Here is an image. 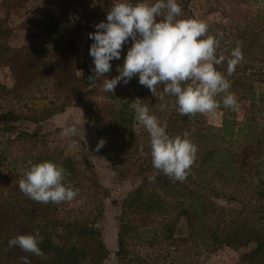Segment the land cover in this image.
<instances>
[{
    "label": "trees",
    "instance_id": "16d2710c",
    "mask_svg": "<svg viewBox=\"0 0 264 264\" xmlns=\"http://www.w3.org/2000/svg\"><path fill=\"white\" fill-rule=\"evenodd\" d=\"M41 1L47 4L49 10L36 20H28L26 27L32 31L26 47L10 46L6 40L10 30L0 25V64L7 66L13 73V96L23 98L36 81L49 80L59 98L26 111L10 115L0 113V150L6 154L17 150L16 162L26 171L32 164L42 161H53L63 166L70 173L65 183L80 190L76 200L91 192L95 197L94 206L86 214L80 212L74 217L65 218L58 214L63 202L41 204L28 198L27 211L30 216L24 219L18 211L8 210L0 201V238L4 236L0 245L7 255L16 253L21 257L27 256L30 264H33L40 257L25 253L18 247L8 248V241L17 235L39 230L43 237L40 247L45 253L44 257H49L52 264H103L109 253L98 227L102 202L96 197L106 191L98 184L95 173L81 168V163L90 164L89 160L84 155L83 162L76 161L58 149L49 148L45 142L47 133L37 134L20 129L14 135H9L18 121L38 124L71 106L83 108L87 119H91L87 112L92 113L91 97L99 79L88 80L89 76L94 75L93 58L89 51L81 54L70 30L69 10L71 5L79 4L80 0ZM250 1L260 5L257 17L264 23V0ZM131 2L137 3L139 0ZM177 2L183 9L182 18H195L188 6L189 0ZM126 53L127 50L123 52L125 56ZM123 62L118 67H122ZM226 69L223 65L218 66V70L225 75ZM242 69L243 76L236 77L238 71L235 70L228 77L231 81L230 91L235 89L243 97L240 99L253 103V90L243 91L239 88L245 84L246 78H251V75H246V68ZM257 75L260 82L264 83V68ZM138 79L137 75L127 84L132 87L134 94L122 88L120 102H109L106 117L120 119L118 123L132 127V122L136 121L129 103L137 99L145 100L146 95L152 96L147 87L139 84ZM193 117L174 111L168 119L169 131H175L178 121L187 124ZM208 129L210 137L218 144V148L213 150L214 154H208L209 160L216 164L214 169L218 175L242 180L240 170L243 164L239 165V159L243 161L244 153L251 152L252 155L247 157L255 172L250 185L253 193H262L259 188L264 183V169L260 168L264 167V126L253 118L239 122L224 114L220 128ZM150 175H156L155 183L149 182ZM187 179H190L189 176ZM191 182L194 185L185 181L172 182L162 173L156 174L154 169L148 172L122 202L116 256L126 257L129 238L134 242L143 240L149 246L166 243L187 245L192 241H200L208 251L223 249L234 253L237 264H264V212L245 213L241 210L236 215L231 212V208H221L216 204L221 193L215 189L208 190L207 178ZM231 213L235 216H231ZM181 221L185 224L184 234L179 227Z\"/></svg>",
    "mask_w": 264,
    "mask_h": 264
},
{
    "label": "rangeland",
    "instance_id": "374dc122",
    "mask_svg": "<svg viewBox=\"0 0 264 264\" xmlns=\"http://www.w3.org/2000/svg\"><path fill=\"white\" fill-rule=\"evenodd\" d=\"M114 2L115 0H80L79 4L71 5L70 30L75 37L74 43L82 55L89 51L93 43L88 38V34L96 31L95 24L101 21L106 22V14ZM188 6L195 18L207 23L209 34L224 33L220 41L219 53L229 56L237 42H240L244 59L236 67L238 73L235 76L244 75L243 67L246 68V75H251V78H246L245 84L239 88L243 91H248L250 88L253 90V103L240 99L243 97H240L234 89L231 92L235 93L238 98L239 111L234 112L224 108L221 104L215 115L197 114L187 124L178 121L175 131L171 132L167 123L173 112L177 111L174 97L166 96L161 101L158 97L146 95L145 100L137 99L134 102L147 104L150 114L156 115L161 124L166 125L169 135H182L187 131L190 139L197 145V159L192 166L190 179L185 180L186 183L194 185L191 180L207 178L208 190L215 189L221 193L218 200H214L216 204L221 208H231V212L233 211L236 215L241 210L245 213L264 212V183L259 188L262 192L259 195L253 193L250 185L255 172L248 161V157L252 155L251 152L244 153L243 161L239 159V165L243 164L240 170L242 180L221 177L214 169L216 164L211 162L208 156L210 152L214 154L213 150L218 148V144L207 132L210 127L217 129L222 126L224 114L236 118L239 122L253 118L264 126V83L260 82L257 75L264 68V23L260 22L257 17V8L260 5L250 0H189ZM48 10L47 4L41 0H0V25L10 30V36L6 39L8 44L16 48L26 47L28 36L32 31L26 27L28 20H36ZM130 42L131 40L124 45L121 58L111 61L112 70L105 74L107 78L111 79L119 74L118 66L124 60L123 52L128 50ZM222 65L227 68L226 62ZM13 83L12 71L0 64V113L10 115L26 111L59 98L53 83L49 80L36 81L23 98L13 96ZM122 88L130 94L135 93L131 86L123 82L118 84L114 93L105 92L102 87V78H100L95 93L91 97L92 113L87 112L91 116L90 120L85 116L83 108L71 106L64 112L38 124L18 121L9 135H14L20 129L37 134L47 133L45 142L49 148L58 149L65 155L72 156L76 161H82L85 156L89 160L90 164L81 163V168L95 173L98 184L106 191L103 194L99 193L96 197L102 202L98 227L109 253L103 264H237L234 253L223 249L208 251L200 241H192L187 245L166 243L149 246L143 240L134 242L129 238L126 257L116 256V238L122 202L126 195L139 185L147 173L153 169L150 137L146 129L136 122H132V127H130L118 123L120 119H110L105 116L108 113L106 106L120 102ZM132 103L130 102L129 105ZM161 103L167 104L163 112L160 111ZM72 124L79 128L80 134L76 138L62 137L60 135L62 128ZM102 138L106 143L103 148L96 151V146ZM72 139L78 141L79 147L69 150L68 144ZM81 142L84 145H81ZM17 155V150L11 151L10 154L2 153L0 150V201L8 210L18 211L20 216L26 219L30 216L27 211L28 197L20 191L18 186V181L24 176L26 170L17 164L15 158ZM260 168L264 169L262 166ZM192 188L195 189V187ZM80 199H84L85 203L77 204L76 200L70 203L63 202L59 206L58 214L65 218L74 217L80 212L86 214L94 206L95 197L90 192L88 196ZM231 216L235 215L231 213ZM179 227L181 233L184 234L183 221ZM1 236L0 244L4 238L3 235ZM22 263L20 255L16 253L7 255L0 245V264ZM33 264H52V262L49 257H40Z\"/></svg>",
    "mask_w": 264,
    "mask_h": 264
},
{
    "label": "clouds",
    "instance_id": "9594fccd",
    "mask_svg": "<svg viewBox=\"0 0 264 264\" xmlns=\"http://www.w3.org/2000/svg\"><path fill=\"white\" fill-rule=\"evenodd\" d=\"M183 9L177 0H115L106 14V22L95 24V32L89 33L93 41L89 55L93 58L94 75L89 81L102 78L103 91L114 93L123 82L125 85L138 75L140 85L149 89L161 101L166 96L174 97L177 111L181 115H215L221 104L224 108L239 111L240 103L230 91L232 76L244 59L242 45L237 42L229 56L218 52L223 32L209 34L208 25L197 18H181ZM131 40L119 74L111 79L105 74L112 70L111 61L119 60L126 43ZM227 63L225 75L218 66ZM218 97L220 99H218ZM135 121L142 125L150 137L152 166L156 174L167 176L172 182H184L191 173L197 159L198 147L185 131L171 136L159 118L150 114L147 104L133 102ZM166 103L160 104L165 111ZM80 134L75 125L62 128V137ZM84 137V133H83ZM106 141L99 140L96 151ZM79 147L77 140L68 144L69 150ZM70 173L53 161L32 164L19 179L20 191L31 200L41 204L72 202L80 194L78 188L65 183ZM155 183L156 175L148 176ZM84 204L85 200H76ZM43 242L39 230L20 234L9 239L8 248L18 247L25 253L44 257L40 245ZM23 264H30L27 256L21 257Z\"/></svg>",
    "mask_w": 264,
    "mask_h": 264
}]
</instances>
